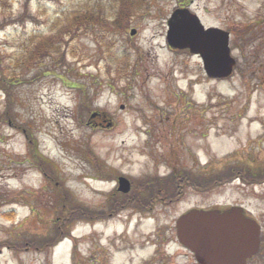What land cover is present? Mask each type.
<instances>
[{"label":"rangeland","instance_id":"1","mask_svg":"<svg viewBox=\"0 0 264 264\" xmlns=\"http://www.w3.org/2000/svg\"><path fill=\"white\" fill-rule=\"evenodd\" d=\"M127 6L132 13L122 31L93 26L63 36L62 61L60 54L41 61L36 46L25 51L30 35L57 34L72 11L110 22ZM176 8H189L205 27L231 33L236 66L230 77L209 78L197 55L169 48L166 22ZM132 28L136 33L130 36ZM263 81L264 0H0V115H7L0 119V264H140L153 255L163 258L155 252L162 242L154 246L150 222L139 223L136 214L124 211L112 221L95 222L59 218L65 194L66 203L76 200L92 210V218L109 211L106 199L115 185L99 180L86 153L98 157L97 166L106 160L115 171L140 177L153 171L154 145H143L153 140L150 130L167 134L164 127L230 115L238 138L259 137ZM238 144L219 140L216 147ZM250 203L259 206L253 198ZM54 235L57 240L42 247L23 244Z\"/></svg>","mask_w":264,"mask_h":264},{"label":"flooded vegetation","instance_id":"2","mask_svg":"<svg viewBox=\"0 0 264 264\" xmlns=\"http://www.w3.org/2000/svg\"><path fill=\"white\" fill-rule=\"evenodd\" d=\"M215 116L207 121L198 118L202 122L186 127L183 123L168 129L164 127L167 134L147 132L153 140H147L143 145L149 148L152 143L155 146L149 154L153 171L140 177L115 171L106 160H101L105 166H97L98 157L91 150L86 153L99 180L103 183L112 181L115 185L106 199L109 211H97L95 218L88 217V222L112 219L126 211L138 215L139 223L150 222L147 225L156 237L154 246L162 242L155 252L163 254V258L153 255L150 259L143 258L140 264H202L176 239L177 219L193 211L205 212L211 219L229 223L232 228L246 219L256 222L259 241L253 254L243 256L239 247L241 241L234 239L237 244L233 241L224 243L217 251V257L220 262L264 264V121L259 137L241 140L237 137V124H231L230 115ZM219 140L239 144L227 149L217 148ZM254 143L256 149L253 152ZM119 178L128 181L126 191L119 187ZM251 198L258 201L259 206L252 205ZM233 244L238 248L232 249ZM169 245L174 247L173 251Z\"/></svg>","mask_w":264,"mask_h":264},{"label":"water","instance_id":"3","mask_svg":"<svg viewBox=\"0 0 264 264\" xmlns=\"http://www.w3.org/2000/svg\"><path fill=\"white\" fill-rule=\"evenodd\" d=\"M130 30V35L135 34ZM166 42L171 49L188 50L198 55L207 77L224 79L229 77L236 64L229 47V32L219 27H207L188 8L174 9L167 20ZM123 106H121L122 108ZM120 188L127 190L128 181L118 179ZM205 212L193 211L181 216L176 223L177 240L190 249L202 264H235L234 261L220 262L217 251L234 239L241 241L243 256L253 254L258 247L259 227L253 220L237 222L232 228L229 223L211 219ZM235 244L232 249L238 248Z\"/></svg>","mask_w":264,"mask_h":264},{"label":"trees","instance_id":"4","mask_svg":"<svg viewBox=\"0 0 264 264\" xmlns=\"http://www.w3.org/2000/svg\"><path fill=\"white\" fill-rule=\"evenodd\" d=\"M28 10L27 3L23 5V13H26ZM131 7H123L121 8L116 15L114 16L113 20L110 22L104 19L100 14H93L90 12H83V11H72L70 12L64 19L65 25L62 26L60 23L58 26L57 34H48L47 36L38 34H32L28 38L27 43H29V47L25 48L26 50H30L31 46H36L35 56L40 59L41 61L48 59L53 54H60L61 61L64 60L65 53L61 50V47L67 44V41L63 38L67 34L71 36H76L78 32L82 29L87 27L93 26H100L104 28H110L115 31H122L124 30V26L126 24V20L131 17ZM30 17V16H29ZM128 17V18H127ZM55 28V25H52L50 31ZM22 57L24 54L21 55ZM32 60L29 61L28 65L32 64ZM2 80V79H1ZM7 92V91H5ZM10 96L6 99V111L5 113L9 115L10 109ZM7 115H0V119L4 118ZM43 158L41 157L39 160L40 166L44 167ZM70 199L69 203H66V194L63 195L61 199V208H60V215L59 218L65 220V222H76L80 218L88 219L91 217L92 214L84 207L81 203H77L76 200L72 198ZM64 222V223H65ZM57 236L54 235L49 241H45L43 238H33L32 242L25 241L23 244L26 243L28 245H32L34 248L38 243V247H42L45 244L55 242L57 240ZM29 247V246H28Z\"/></svg>","mask_w":264,"mask_h":264},{"label":"bare ground","instance_id":"5","mask_svg":"<svg viewBox=\"0 0 264 264\" xmlns=\"http://www.w3.org/2000/svg\"><path fill=\"white\" fill-rule=\"evenodd\" d=\"M110 221H112V219ZM99 223H102V222H99Z\"/></svg>","mask_w":264,"mask_h":264}]
</instances>
